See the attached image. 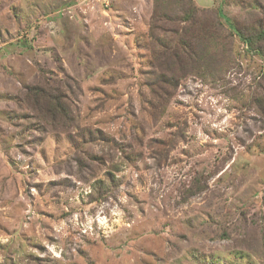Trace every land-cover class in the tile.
Returning a JSON list of instances; mask_svg holds the SVG:
<instances>
[{"label": "rangeland", "instance_id": "obj_1", "mask_svg": "<svg viewBox=\"0 0 264 264\" xmlns=\"http://www.w3.org/2000/svg\"><path fill=\"white\" fill-rule=\"evenodd\" d=\"M192 2L225 29L264 19V0ZM152 10L0 0V264H264V41L186 40L203 53L177 52L171 86L178 26L150 38ZM35 86L68 124L31 108Z\"/></svg>", "mask_w": 264, "mask_h": 264}, {"label": "trees", "instance_id": "obj_2", "mask_svg": "<svg viewBox=\"0 0 264 264\" xmlns=\"http://www.w3.org/2000/svg\"><path fill=\"white\" fill-rule=\"evenodd\" d=\"M175 1L179 5L178 13L169 12L170 0H153V10L150 16V38L155 37L154 29H156V27L158 28L157 22H159V20H172L178 26V29L175 30V35L179 37V40L174 47H166V50L161 52L163 60L162 63H160L162 70V79L160 82L175 86L176 81L172 76L174 67L176 65H181L182 68H187L186 64L182 65L184 60L181 59L178 53L182 52L184 57H188L191 63V60L199 58L202 52L201 50L199 53H197V51L193 52V47L190 43L191 40L197 41L201 38L202 46H206L208 42L218 41L220 36L219 33L223 29L224 31L228 30V33H237L249 48L259 52V42L264 41V19L261 18L262 21L260 20L256 27H240L233 20L227 18L225 20L226 24H224L228 29H225L220 21L223 16L218 9H216L215 12L217 16H215L212 21H207L204 16L198 13L201 9L197 7L192 0ZM171 14H173V16H171ZM199 31H202V34H199ZM261 53L263 54V52ZM193 54L197 56L194 57ZM171 59L174 60V62ZM25 96L31 108L45 122L54 125H65L70 122V112L62 100L60 93H53L51 90L46 89L41 90L38 86H35L33 90H29Z\"/></svg>", "mask_w": 264, "mask_h": 264}]
</instances>
